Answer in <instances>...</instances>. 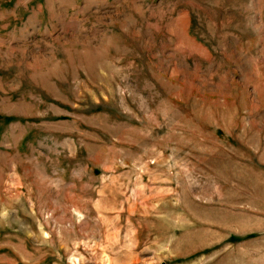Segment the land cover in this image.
Here are the masks:
<instances>
[{
    "label": "rangeland",
    "instance_id": "1",
    "mask_svg": "<svg viewBox=\"0 0 264 264\" xmlns=\"http://www.w3.org/2000/svg\"><path fill=\"white\" fill-rule=\"evenodd\" d=\"M0 264H264V0H0Z\"/></svg>",
    "mask_w": 264,
    "mask_h": 264
}]
</instances>
